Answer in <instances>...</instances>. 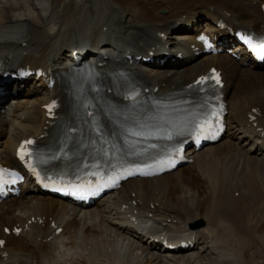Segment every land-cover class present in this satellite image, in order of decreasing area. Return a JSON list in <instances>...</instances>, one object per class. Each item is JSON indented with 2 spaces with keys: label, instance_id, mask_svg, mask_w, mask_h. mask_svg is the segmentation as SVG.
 <instances>
[{
  "label": "bare ground",
  "instance_id": "1",
  "mask_svg": "<svg viewBox=\"0 0 264 264\" xmlns=\"http://www.w3.org/2000/svg\"><path fill=\"white\" fill-rule=\"evenodd\" d=\"M262 3L0 0V59L12 68L28 64L65 69L63 57L75 50H91L102 59L126 50L138 55L150 47L163 52L167 44L168 52L184 55L182 46L188 47L194 36L182 28L201 17H224L232 24L264 29ZM160 33L166 39L158 38ZM188 59L179 71L151 70L147 77L165 92L211 67L220 69L228 110L225 138L195 156L191 166L158 179L127 181L118 192L83 210L25 185L21 198L0 204L1 264H249L243 252L257 245L258 259L264 257V68L245 66V59L237 62L227 55ZM31 85L26 91L34 92L33 99L9 97L15 105L8 104L6 117L0 114L4 165L17 164L14 154L21 140L39 138L45 131L43 106L50 93L40 79ZM198 222L199 228L194 226ZM15 227L20 229L17 236ZM59 228L61 233L55 234ZM160 237L169 244L194 238L195 246L166 253L152 241Z\"/></svg>",
  "mask_w": 264,
  "mask_h": 264
},
{
  "label": "snow or ice",
  "instance_id": "2",
  "mask_svg": "<svg viewBox=\"0 0 264 264\" xmlns=\"http://www.w3.org/2000/svg\"><path fill=\"white\" fill-rule=\"evenodd\" d=\"M201 39L203 40L204 37H201ZM246 42H248L250 44V46H252V50L257 55L258 59H264V45H261L259 48H257L256 46L251 44L250 40H246ZM204 79H206V78H203V77L201 78L202 81ZM217 83H219V80H217ZM50 110H51V106H50ZM126 131H127V134L129 136H132V137H138V136L144 135V133L142 131H137L135 128H129ZM25 144L30 145V144H32V141H26L21 145V150L18 154L20 155V158L22 160L25 159V155L27 154V152L25 150ZM130 147H131V145H130ZM0 171H2V170H0ZM33 171H35V169H33ZM129 174H131V173H129ZM0 243H3V242H0Z\"/></svg>",
  "mask_w": 264,
  "mask_h": 264
},
{
  "label": "rangeland",
  "instance_id": "3",
  "mask_svg": "<svg viewBox=\"0 0 264 264\" xmlns=\"http://www.w3.org/2000/svg\"><path fill=\"white\" fill-rule=\"evenodd\" d=\"M159 44H162V42H160ZM31 92L29 91V93L28 94H30ZM20 99H33V97H32V95L31 96H28V95H25L24 97H21V98H19V100ZM7 114V113H6ZM8 114H9V112H8ZM6 117L5 116V114H2L1 115V117ZM22 121H23V119H22ZM237 143V142H236ZM237 144H239V145H241V143H237ZM244 149H247V146L244 148ZM264 154V153H263ZM226 195H228L229 196V194H227V191H226ZM257 247H259L258 245L255 247H253V248H251L250 250H247V251H245V252H243L244 254H246L245 255V261H246V263L247 262H249L250 260L252 261V263L251 262H249V264H264V257L262 258H260V259H258L259 257H257V255H258V253L259 252H261L260 250H259V248H257ZM254 249V250H253ZM257 249V250H256ZM253 253V254H252ZM256 253H257V255H256ZM254 256V257H253ZM255 259V260H254ZM256 259H257V261H256Z\"/></svg>",
  "mask_w": 264,
  "mask_h": 264
}]
</instances>
